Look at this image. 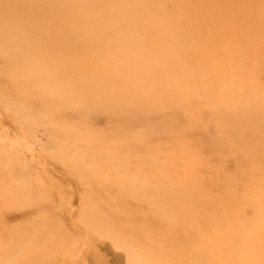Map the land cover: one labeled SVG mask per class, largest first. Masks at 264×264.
Here are the masks:
<instances>
[{"label": "rangeland", "instance_id": "374dc122", "mask_svg": "<svg viewBox=\"0 0 264 264\" xmlns=\"http://www.w3.org/2000/svg\"><path fill=\"white\" fill-rule=\"evenodd\" d=\"M0 264H264V0H0Z\"/></svg>", "mask_w": 264, "mask_h": 264}]
</instances>
